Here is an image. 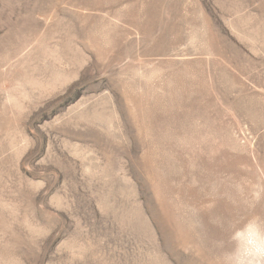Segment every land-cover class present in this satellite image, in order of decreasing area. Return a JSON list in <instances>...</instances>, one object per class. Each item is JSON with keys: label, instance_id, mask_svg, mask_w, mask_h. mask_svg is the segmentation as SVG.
I'll return each instance as SVG.
<instances>
[{"label": "rangeland", "instance_id": "1", "mask_svg": "<svg viewBox=\"0 0 264 264\" xmlns=\"http://www.w3.org/2000/svg\"><path fill=\"white\" fill-rule=\"evenodd\" d=\"M0 264H264V0H0Z\"/></svg>", "mask_w": 264, "mask_h": 264}]
</instances>
